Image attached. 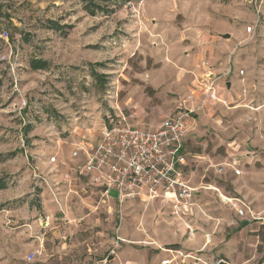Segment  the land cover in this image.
Masks as SVG:
<instances>
[{
  "label": "rangeland",
  "instance_id": "rangeland-1",
  "mask_svg": "<svg viewBox=\"0 0 264 264\" xmlns=\"http://www.w3.org/2000/svg\"><path fill=\"white\" fill-rule=\"evenodd\" d=\"M115 1L90 15L86 0H0V264H264V0ZM213 77L225 104L203 102ZM179 107L203 187L184 204L84 185L71 151L107 118L153 128Z\"/></svg>",
  "mask_w": 264,
  "mask_h": 264
},
{
  "label": "built area",
  "instance_id": "built-area-1",
  "mask_svg": "<svg viewBox=\"0 0 264 264\" xmlns=\"http://www.w3.org/2000/svg\"><path fill=\"white\" fill-rule=\"evenodd\" d=\"M246 29L247 33H251L253 26ZM206 77L209 78V75ZM215 80L213 77L212 82L205 84L201 92L203 102L208 100L225 104L226 101L216 95L213 86ZM176 113V117L162 118L153 128L130 125L125 117L107 118L93 145L80 143L71 151L73 158H77L80 152L84 153V163L76 168L77 175L85 180L84 185L99 189L104 202L111 197V191H115L114 203L119 206L126 199L139 195L142 189L150 198L168 195L177 205L184 204L195 190L203 187L191 186V172L186 169L183 138L186 134L184 120L188 112L179 107ZM56 162V156L48 159L49 164ZM234 173L239 174L240 171L235 169ZM63 179L67 183L70 180L67 174ZM212 189L219 193V197L229 204L236 215L245 217L247 214L255 219L254 212L244 201L221 193L217 187ZM117 240L123 241L120 237ZM117 242L114 247L118 246ZM32 258L33 253L28 256V259ZM173 260V257L164 258L157 264H171ZM122 264H130V261Z\"/></svg>",
  "mask_w": 264,
  "mask_h": 264
},
{
  "label": "trees",
  "instance_id": "trees-1",
  "mask_svg": "<svg viewBox=\"0 0 264 264\" xmlns=\"http://www.w3.org/2000/svg\"><path fill=\"white\" fill-rule=\"evenodd\" d=\"M87 2L84 4V10H86L90 15H95L96 12H102V13H108L112 12V10H109L110 7L109 5H114L116 2L113 0V3L111 2L112 0H86ZM110 3V4H109ZM49 28L50 29H60V26L56 22H53L49 20ZM30 68L32 70H37V69H45L47 67V62L44 60L40 59H32L29 62ZM97 80L101 78V76H96ZM4 187L3 182L0 183V189ZM247 221L241 222L238 227H243L247 224ZM242 225V226H241Z\"/></svg>",
  "mask_w": 264,
  "mask_h": 264
},
{
  "label": "water",
  "instance_id": "water-1",
  "mask_svg": "<svg viewBox=\"0 0 264 264\" xmlns=\"http://www.w3.org/2000/svg\"><path fill=\"white\" fill-rule=\"evenodd\" d=\"M224 37H229V35L228 34H224L223 35ZM226 86H227V88H229L230 87V82L228 81V82H226ZM113 258V256H110L109 257V259H112ZM215 264H227L223 259H220V260H218Z\"/></svg>",
  "mask_w": 264,
  "mask_h": 264
},
{
  "label": "crops",
  "instance_id": "crops-1",
  "mask_svg": "<svg viewBox=\"0 0 264 264\" xmlns=\"http://www.w3.org/2000/svg\"><path fill=\"white\" fill-rule=\"evenodd\" d=\"M174 261V260H173Z\"/></svg>",
  "mask_w": 264,
  "mask_h": 264
}]
</instances>
